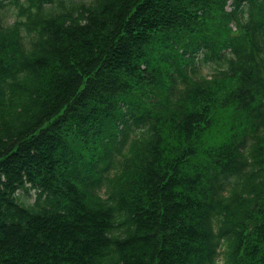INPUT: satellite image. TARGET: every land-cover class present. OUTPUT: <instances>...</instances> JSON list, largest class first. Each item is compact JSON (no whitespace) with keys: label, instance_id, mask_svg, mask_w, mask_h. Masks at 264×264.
<instances>
[{"label":"trees","instance_id":"trees-1","mask_svg":"<svg viewBox=\"0 0 264 264\" xmlns=\"http://www.w3.org/2000/svg\"><path fill=\"white\" fill-rule=\"evenodd\" d=\"M2 9L0 264H264V0Z\"/></svg>","mask_w":264,"mask_h":264},{"label":"rangeland","instance_id":"rangeland-1","mask_svg":"<svg viewBox=\"0 0 264 264\" xmlns=\"http://www.w3.org/2000/svg\"><path fill=\"white\" fill-rule=\"evenodd\" d=\"M75 1H83V2H89L90 0H75ZM10 10L9 9H2L0 11V16L3 17V21L4 22H10L11 21V18L9 17L10 16ZM210 70H209V67L207 65H200L199 68H198V72L199 74H206L208 73ZM18 197H19V200L21 201H24L25 203H29L32 201V196L30 194H25L23 193L22 191H19L18 192ZM217 264H220V255L218 256L217 258Z\"/></svg>","mask_w":264,"mask_h":264}]
</instances>
